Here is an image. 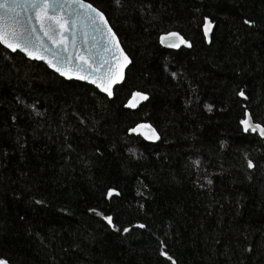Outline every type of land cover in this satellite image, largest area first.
<instances>
[{"label":"trees","instance_id":"1","mask_svg":"<svg viewBox=\"0 0 264 264\" xmlns=\"http://www.w3.org/2000/svg\"><path fill=\"white\" fill-rule=\"evenodd\" d=\"M87 1L132 59L113 98L0 45V259L264 264V140L239 123L264 126V0ZM142 121L158 142L129 135Z\"/></svg>","mask_w":264,"mask_h":264},{"label":"snow or ice","instance_id":"2","mask_svg":"<svg viewBox=\"0 0 264 264\" xmlns=\"http://www.w3.org/2000/svg\"><path fill=\"white\" fill-rule=\"evenodd\" d=\"M116 3L118 5L119 0ZM244 23L251 25L253 22L245 20ZM211 26L205 17L203 27L206 38ZM159 39L161 44L170 48L181 45L191 47L178 32L165 33ZM0 45L13 52L19 49L30 58L45 60L61 76L89 81L109 98L113 96V86L124 79V69L129 63L104 12L87 0H0ZM132 95L133 99L128 102L132 108L139 101L149 99L143 92ZM238 95L243 97L244 92L240 91ZM207 107L211 111V107ZM239 123L244 132H258L264 138V126L254 123L247 110ZM143 129L150 131L145 134L141 131ZM128 131H140L148 140L159 139L150 124L140 123ZM194 163L198 164L199 161ZM253 166V162L248 160L247 167L251 169ZM114 192V189H109L107 196L112 197ZM103 219L111 228H116L111 215ZM138 227L144 228L145 225L139 224ZM123 232H129V228L125 227ZM160 255L171 264H176L166 251H161ZM0 264H8V261L0 259Z\"/></svg>","mask_w":264,"mask_h":264},{"label":"water","instance_id":"3","mask_svg":"<svg viewBox=\"0 0 264 264\" xmlns=\"http://www.w3.org/2000/svg\"><path fill=\"white\" fill-rule=\"evenodd\" d=\"M88 2V1H87ZM90 3V2H89ZM94 6V5H93ZM94 7H96V6H94ZM97 8V7H96ZM100 10V9H99ZM101 11V10H100ZM103 12V11H102ZM105 14V13H104ZM105 18L108 20V22H109V26L112 28V30H113V32H115V30H114V28L112 27V25H111V23H110V21H109V19L107 18V16H106V14H105ZM210 22H211V20L209 19V18H207ZM211 28L209 29V33H208V37L206 38V39H210L211 38V35H212V32H213V29H214V23L213 22H211ZM170 32H178V31H170ZM116 33V32H115ZM166 33H168V32H166ZM179 33V32H178ZM165 34V33H164ZM203 34H204V27H203ZM163 35V34H162ZM180 35L181 36H183L181 33H180ZM116 36H117V39L119 40V42H120V46H121V48L124 50V53L128 56V58H129V63H128V65L125 67V69H124V79L122 80V81H120L118 84H116V85H114L113 86V96L111 97V98H113L114 97V95H115V88L117 87V86H119V85H121L124 81H125V78H126V72H127V69L129 68V66L131 65V63H132V59H131V57L129 56V54L126 52V50H125V48L123 47V45H122V43H121V40H120V38H119V36H118V34L116 33ZM184 37V36H183ZM97 39H99V37H97ZM185 39V38H184ZM185 40H187V39H185ZM159 41H160V39H159ZM188 41V40H187ZM189 42V44L191 45V47H192V44H191V42L190 41H188ZM45 43L46 44H49V46H51L50 45V42H48L47 40H45ZM160 45L163 47V48H166V49H171V50H178V49H180V48H182V47H185V48H191V47H188V46H185V45H181L179 48H170V47H167L166 45H163V44H161L160 43ZM3 46V45H2ZM81 47L83 48V47H85L84 45H81ZM8 50H10V49H8ZM11 51V50H10ZM11 52H13V51H11ZM15 52H19V53H21V54H23L26 58H28L29 60H32V61H37V62H41V63H43V64H45L51 71H53L55 74H57L58 76H60V77H62V78H64L65 80H72V81H77V82H83V83H87V84H90V85H92V86H94V87H96L94 84H91L89 81H85V80H80V79H77V78H75V77H72V78H66V77H64V76H61L59 73H57L53 68H50L49 66H48V64H47V62L45 61V60H38V59H34V58H30V57H28L27 55H25L23 52H21L19 49H17ZM49 58H51V57H49ZM97 88V87H96ZM98 89V88H97ZM99 90V89H98ZM100 91V90H99ZM101 92V91H100ZM137 92H141V91H137ZM103 93V92H102ZM103 94H105V93H103ZM106 95V94H105ZM107 96V95H106ZM133 99V95L129 98V100H132ZM136 99H138V98H136ZM129 100L127 101V103H126V108H128V109H131V110H137L142 104H144V103H146L147 101H139V103H137V106L135 107V108H132V107H129L128 106V102H129ZM249 113V112H248ZM250 114V113H249ZM250 116H251V114H250ZM251 118H252V116H251ZM252 121H253V118H252ZM254 123H257V122H255V121H253ZM140 123H146V124H150L151 126H152V128H154L155 130H156V132L158 133V135H159V139L158 140H148V139H145L144 138V135H142L141 134V132L140 131H138L137 133H131V132H129L128 131V133H129V135H135V136H140L142 139H144L145 141H147V142H151V143H155V142H158L160 139H161V135H160V133H159V131L150 123V122H148V121H142V122H139V123H137V124H140ZM137 124H135L133 127H135ZM260 124V123H259ZM262 125V124H261ZM263 126V125H262ZM143 133H145V134H148L149 133V129H143V130H141ZM258 133V132H257ZM259 134V133H258ZM262 138V137H261ZM263 140H264V138H262ZM8 261V260H7ZM8 264H11L9 261H8Z\"/></svg>","mask_w":264,"mask_h":264}]
</instances>
